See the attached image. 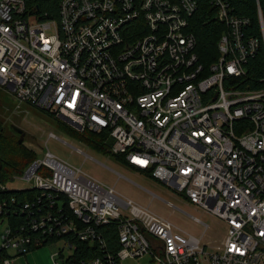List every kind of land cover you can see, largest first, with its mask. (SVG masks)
I'll return each mask as SVG.
<instances>
[{
	"label": "built area",
	"instance_id": "built-area-1",
	"mask_svg": "<svg viewBox=\"0 0 264 264\" xmlns=\"http://www.w3.org/2000/svg\"><path fill=\"white\" fill-rule=\"evenodd\" d=\"M203 3L227 28L208 67L190 26ZM231 3L60 0L59 19L39 21L26 0H0V87L101 136L111 154L228 225L208 248L48 151L18 178L37 194L15 210L26 223H1L4 264L55 240L72 250L55 264L75 261L77 241L90 258L76 264H264V86L236 81L264 46V12L258 2L261 39Z\"/></svg>",
	"mask_w": 264,
	"mask_h": 264
},
{
	"label": "rangeland",
	"instance_id": "rangeland-1",
	"mask_svg": "<svg viewBox=\"0 0 264 264\" xmlns=\"http://www.w3.org/2000/svg\"><path fill=\"white\" fill-rule=\"evenodd\" d=\"M14 96L8 88L0 87V119L5 123L6 132L18 134L16 129H20L26 133L23 141L34 151L37 160H43L48 151L53 152L57 158L67 161L75 168H81L83 173L93 179L116 188L120 197L134 201L160 218L168 220L183 235L201 238L208 248L219 246L224 242L228 229L224 219L197 207L168 184H163L149 174L125 164L108 150L100 152L95 147H91L78 135L62 127V123L67 124L65 119L58 118L37 105L20 102ZM67 127L74 130L68 124ZM52 132L60 140L50 137ZM18 135L21 137L20 134ZM110 143L112 144V140ZM24 184L16 179L7 187L15 190L23 187ZM195 217L202 223L194 219ZM206 225L209 226L207 230ZM3 230L4 226L0 225V245ZM61 251H64L62 258H66L72 250L70 247L66 248L65 241L55 240L33 251L32 254L37 255L36 257L28 253L19 264H23L26 258L31 264H55L52 257ZM56 258L62 260L58 256ZM149 260L147 258L140 259L139 262L129 261L128 264H146Z\"/></svg>",
	"mask_w": 264,
	"mask_h": 264
},
{
	"label": "trees",
	"instance_id": "trees-1",
	"mask_svg": "<svg viewBox=\"0 0 264 264\" xmlns=\"http://www.w3.org/2000/svg\"><path fill=\"white\" fill-rule=\"evenodd\" d=\"M234 12L242 16H246L251 20L250 33L254 36H262V27L259 22L258 2L261 5L264 12V0H231ZM60 0H26L27 15H33L39 21L45 20H58L60 10ZM209 3H203L200 10L196 13L195 17L191 20V28L196 36L198 47L196 52L207 67L220 56L218 53L219 40L222 34L226 31V27L221 25L215 18V10ZM264 17V16H263ZM258 57L252 60L247 68L248 73L236 81L239 82L240 89H259L264 86V46L258 52ZM4 121L0 119V204L4 205V211L0 216V225L4 220L11 222V225L18 226L22 223H26L27 218L21 215L15 210L20 209V205L25 200L31 199L37 194V191H30L26 189H9L7 185L11 181H15L21 177L25 170L28 169L33 163L36 162V154L32 149L27 147L21 138L16 133L6 132L4 128ZM62 127L67 129L68 132H72L82 140L87 142L91 147H95L98 151H109V146L104 144L101 136L95 133H81L74 131L67 127L66 123H62ZM125 164H128L125 157L116 156ZM129 165V164H128ZM131 166V165H130ZM133 167V166H131ZM134 168V167H133ZM42 173V172H41ZM49 173V172H47ZM150 177L152 172L146 171ZM106 232V231H105ZM106 240L108 242L116 243V237L113 230L107 231ZM79 249L75 254V261L70 264H76L84 257L90 258V251H88V245L86 243H80L77 241ZM10 257V254L0 247V264H4V259Z\"/></svg>",
	"mask_w": 264,
	"mask_h": 264
},
{
	"label": "water",
	"instance_id": "water-1",
	"mask_svg": "<svg viewBox=\"0 0 264 264\" xmlns=\"http://www.w3.org/2000/svg\"><path fill=\"white\" fill-rule=\"evenodd\" d=\"M65 120L67 121V123L69 122V120H67V119H65ZM16 131L18 132V134L21 135V138L19 139V143H22V141L26 137V133H24V131L20 130V129H16Z\"/></svg>",
	"mask_w": 264,
	"mask_h": 264
},
{
	"label": "crops",
	"instance_id": "crops-1",
	"mask_svg": "<svg viewBox=\"0 0 264 264\" xmlns=\"http://www.w3.org/2000/svg\"><path fill=\"white\" fill-rule=\"evenodd\" d=\"M31 255H34V254H32L31 253ZM37 255H34V257H36ZM23 259V258H22ZM22 259H19L18 261H17V264H19V263H22L23 262V260ZM52 259H53V257H52ZM26 261L23 263V264H31V262H30V260H28L27 258L25 259ZM32 260V259H31ZM33 261V260H32ZM53 261H54V259H53ZM54 263H55V261H54Z\"/></svg>",
	"mask_w": 264,
	"mask_h": 264
}]
</instances>
